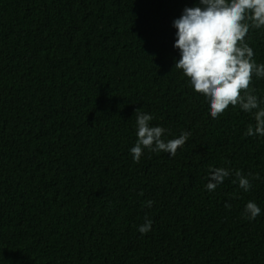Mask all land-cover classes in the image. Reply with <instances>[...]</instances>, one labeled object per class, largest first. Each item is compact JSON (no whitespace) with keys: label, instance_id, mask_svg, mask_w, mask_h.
Listing matches in <instances>:
<instances>
[{"label":"trees","instance_id":"obj_1","mask_svg":"<svg viewBox=\"0 0 264 264\" xmlns=\"http://www.w3.org/2000/svg\"><path fill=\"white\" fill-rule=\"evenodd\" d=\"M197 2L0 0V264H264V211L244 214L264 210V137L239 105L213 119L175 68L173 21ZM245 39L264 62V27ZM139 112L190 132L174 157L133 160Z\"/></svg>","mask_w":264,"mask_h":264},{"label":"clouds","instance_id":"obj_2","mask_svg":"<svg viewBox=\"0 0 264 264\" xmlns=\"http://www.w3.org/2000/svg\"><path fill=\"white\" fill-rule=\"evenodd\" d=\"M173 26L177 29L174 47L179 50L175 68L182 70L193 90L205 97L209 115L215 119L230 105H239L241 110L253 114L255 120L245 135L264 137V107L261 106L264 98L249 90L253 77L264 78V62L256 61L254 49L245 39L250 28L264 27V0H198L195 6L183 9ZM153 119L148 112H139L136 116L137 140L130 153L137 163L145 150L166 152L174 157L190 136L185 130L178 137L167 139L168 129L153 125ZM230 175L229 169L210 168L206 190L215 191ZM236 177L241 189L251 190L248 176L237 170ZM153 203L149 200L146 206L152 207ZM262 211L251 200L244 207L246 218L252 220ZM152 224L145 217L138 231L147 234Z\"/></svg>","mask_w":264,"mask_h":264}]
</instances>
